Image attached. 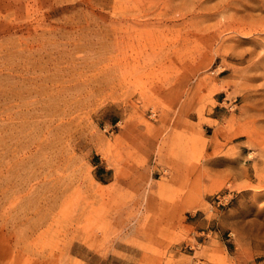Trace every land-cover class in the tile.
I'll return each instance as SVG.
<instances>
[{"label": "rangeland", "instance_id": "1", "mask_svg": "<svg viewBox=\"0 0 264 264\" xmlns=\"http://www.w3.org/2000/svg\"><path fill=\"white\" fill-rule=\"evenodd\" d=\"M0 264H264V0H0Z\"/></svg>", "mask_w": 264, "mask_h": 264}]
</instances>
